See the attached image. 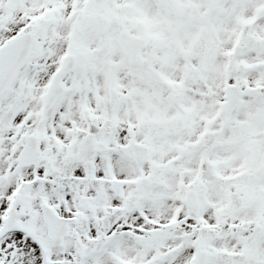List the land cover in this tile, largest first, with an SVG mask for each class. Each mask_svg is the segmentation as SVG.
<instances>
[{
  "label": "snow or ice",
  "instance_id": "1",
  "mask_svg": "<svg viewBox=\"0 0 264 264\" xmlns=\"http://www.w3.org/2000/svg\"><path fill=\"white\" fill-rule=\"evenodd\" d=\"M0 264H264V0H0Z\"/></svg>",
  "mask_w": 264,
  "mask_h": 264
}]
</instances>
